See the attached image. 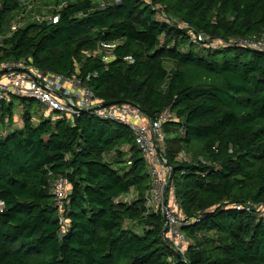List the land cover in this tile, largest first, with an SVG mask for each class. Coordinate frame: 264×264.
<instances>
[{"label":"trees","instance_id":"16d2710c","mask_svg":"<svg viewBox=\"0 0 264 264\" xmlns=\"http://www.w3.org/2000/svg\"><path fill=\"white\" fill-rule=\"evenodd\" d=\"M26 5L0 0V75L23 60L87 79L102 104L134 105L151 121L172 112L163 157L193 222L180 256L160 213H146L150 180L128 127L85 114L34 122L42 107L10 97L0 101V264H264V221L241 208L264 205V55L230 45L264 36V0H56L55 23L13 27ZM160 12L206 39L191 42ZM57 177L69 192L60 211Z\"/></svg>","mask_w":264,"mask_h":264},{"label":"built area","instance_id":"2783aa9c","mask_svg":"<svg viewBox=\"0 0 264 264\" xmlns=\"http://www.w3.org/2000/svg\"><path fill=\"white\" fill-rule=\"evenodd\" d=\"M103 6L104 4L100 3V7ZM158 16L163 21L175 23L177 28L184 30L191 42H202L206 39L203 35H194L191 28L184 23L169 20L161 12ZM36 20L55 23L57 16L36 17ZM230 45L245 47L264 55V36L257 39H235L230 42ZM86 81L87 79L62 77L48 71H40L23 60L9 62L3 65L0 75V101H7L10 97L33 100L42 107V116L45 119L53 120L50 112H54L59 117L72 122L74 117L85 114L101 121L128 127L147 167L150 180V190L144 202L146 213H160L172 250L183 256L187 241L182 229L193 221L185 217L173 196L174 186L169 181L171 171L163 157L165 135L162 124L174 119L173 113L166 109L151 121L143 116L139 108L131 104L103 107L93 91L85 85ZM143 118L146 119L144 122ZM177 159L182 163L189 161L183 152ZM198 160L202 165L206 164L202 158ZM68 194L67 180L64 177H57L52 184V195L58 211L63 209L64 200ZM130 199L131 196L127 195L123 201L129 203ZM241 208L264 221L263 204L247 203ZM58 223L59 235H61L67 228V221L61 213L58 216Z\"/></svg>","mask_w":264,"mask_h":264},{"label":"rangeland","instance_id":"374dc122","mask_svg":"<svg viewBox=\"0 0 264 264\" xmlns=\"http://www.w3.org/2000/svg\"><path fill=\"white\" fill-rule=\"evenodd\" d=\"M24 1L27 4L25 6V12L23 14L17 15L13 18V20H12L13 27L21 26V25H23L29 21L32 22L35 19V17H39L40 15L49 16L50 14L48 13V11L53 10L55 2H56V0H24ZM58 1L59 2L60 1L67 2L68 0H58ZM100 1H102V0H93V2H95V3H98ZM104 1L108 2V0H104ZM14 103H16L15 100H14ZM35 107L37 108L36 105H34V108ZM14 110H15L14 116H17V117H15V119L13 118V121L14 120L21 121V119H20L21 115H19L17 108L15 107ZM42 112H43V110H42ZM31 114H34V116H36V117H40V111L39 110L33 109ZM57 116L58 115L56 113L50 112L51 119H53ZM19 126H20V124H19ZM3 131H4V129L0 125V133H2ZM139 232H140V230H139Z\"/></svg>","mask_w":264,"mask_h":264},{"label":"crops","instance_id":"0c3cea01","mask_svg":"<svg viewBox=\"0 0 264 264\" xmlns=\"http://www.w3.org/2000/svg\"><path fill=\"white\" fill-rule=\"evenodd\" d=\"M110 59V57H109V55H105V58H104V60L105 61H108ZM40 110V113L42 112L41 111V109H39ZM32 115V118H33V120H34V122H36L37 120H38V117H36V116H34V114H31ZM15 117H17V116H14V119H15ZM146 119L145 118H143V122L145 121ZM19 124H20V126H19ZM12 129H18V128H21V126H22V123H21V121H18V120H14L13 121V123L11 124V125H9ZM9 127V128H10ZM8 128V129H9Z\"/></svg>","mask_w":264,"mask_h":264},{"label":"water","instance_id":"95a60500","mask_svg":"<svg viewBox=\"0 0 264 264\" xmlns=\"http://www.w3.org/2000/svg\"><path fill=\"white\" fill-rule=\"evenodd\" d=\"M112 105H114V104H112V103H104V104H102L103 107L112 106ZM170 175H171V173H170Z\"/></svg>","mask_w":264,"mask_h":264}]
</instances>
